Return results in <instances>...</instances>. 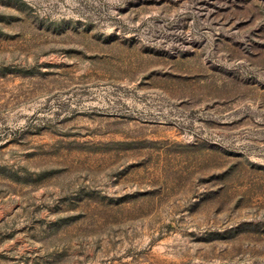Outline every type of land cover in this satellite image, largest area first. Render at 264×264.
I'll list each match as a JSON object with an SVG mask.
<instances>
[{
  "label": "rangeland",
  "instance_id": "1",
  "mask_svg": "<svg viewBox=\"0 0 264 264\" xmlns=\"http://www.w3.org/2000/svg\"><path fill=\"white\" fill-rule=\"evenodd\" d=\"M0 264H264V0H0Z\"/></svg>",
  "mask_w": 264,
  "mask_h": 264
}]
</instances>
